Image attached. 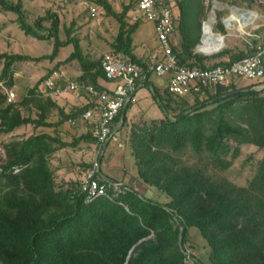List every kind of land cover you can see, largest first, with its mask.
I'll use <instances>...</instances> for the list:
<instances>
[{"label":"trees","instance_id":"1","mask_svg":"<svg viewBox=\"0 0 264 264\" xmlns=\"http://www.w3.org/2000/svg\"><path fill=\"white\" fill-rule=\"evenodd\" d=\"M247 1L249 7L253 5V0ZM95 3L119 23L112 51L146 67L147 62L134 54L133 34L140 22L130 25L126 21L133 1L129 0L120 13L107 0ZM231 3L236 5L235 1ZM175 4L179 41L172 50L180 65L206 69L229 65L252 54L249 47L245 52L226 49L211 56H227L226 62L207 65L208 58L195 48L210 5L204 0H175ZM0 11L15 14L25 35L53 39L49 55L1 53L0 82L4 87L13 86L19 64L54 60L60 48L73 44L74 51L41 79L61 64L77 61L81 71L77 80L103 90L96 84L97 78H104L101 59L83 55L78 38L69 33L66 40H60L56 14H47L30 25L24 18L22 0L15 4L0 0ZM43 23L49 24L47 29ZM217 28L224 34L220 23ZM260 84L264 80H254L244 87H236L234 82L212 86L202 97L193 96L192 103L167 89L161 95L154 90L164 117L131 124L123 141L130 149L138 182L165 194L168 199L164 203L145 197L134 187L116 199L99 197L89 203L79 190L80 182H68L57 189L51 157L81 142L96 145L89 133L64 142L47 130H34L27 137L3 143L0 264H264V153L245 187L225 178L214 179L209 172L210 168L225 171L231 167L243 145L264 149V89H254ZM130 105L124 116L118 114L116 124L122 126L126 121ZM29 106L41 109L37 119L22 115L21 109ZM53 106L52 99L38 98L32 89L8 104L0 87V133L7 136L26 125H49L45 118ZM87 107L61 120L78 119ZM187 153L197 160L187 162ZM192 227L198 229L209 249L207 263L188 252Z\"/></svg>","mask_w":264,"mask_h":264},{"label":"rangeland","instance_id":"2","mask_svg":"<svg viewBox=\"0 0 264 264\" xmlns=\"http://www.w3.org/2000/svg\"><path fill=\"white\" fill-rule=\"evenodd\" d=\"M13 4L17 0H9ZM82 1H92L96 8V17H90L87 14ZM120 0L110 1L114 5L115 11H121L119 5ZM127 2V0H121ZM175 1V0H174ZM235 1L236 5H232L231 2ZM206 5H210L206 19L214 17L215 21L212 24V28L215 26L212 32L218 34L220 31L217 28V24L220 23L224 28L223 20H225V25L229 27L233 24V29L224 31V34L219 33L224 39V45L221 47L217 53L223 50L230 49L231 52H238V49L245 48L247 50L248 44L246 41L250 37L247 35L251 32L254 26L247 25L242 29H237L240 23H236L234 20V14L232 13L235 6L238 8L249 7L247 0H204ZM22 7L24 12L25 21L34 25L35 21L44 17L47 14L54 13L58 18V37L60 40H66L67 33L70 36H75L78 38L81 51L83 55H87L92 60H99L104 55L112 52V43L117 34L119 23L112 16H107L103 8L95 3V0H75L71 3H65L63 0H22ZM228 16H232L229 18ZM228 17V19H227ZM126 21L128 24H134L139 21L138 29L133 34L134 43V54L146 61H150L152 54L160 55L159 46L155 38L154 26L151 21L145 20L141 17V12L133 10L131 8L130 12H127ZM231 21V24L230 22ZM260 22L259 24H263ZM257 24V23H256ZM44 28H48V23H43ZM238 26V27H237ZM264 27L259 29V33L264 35ZM42 34H47L43 31ZM216 34V35H217ZM172 36V43L178 41L177 32ZM249 38V39H248ZM200 45V44H199ZM53 39L37 40L31 36L25 35L19 28L16 22V15L11 12L0 11V54H21L30 57H41L49 55L52 51ZM74 51L73 44L62 47L59 50L58 56L54 60L43 59L39 62H24L18 65L20 70L24 71L26 74L30 73L33 79L30 81L31 84L24 85L22 82L16 84V87H8L6 89L13 90L16 94V100L23 95L27 89H31L35 82H38L42 76H44L49 69H52L58 62H63L72 52ZM197 53L202 54L208 59L205 61L207 65H211L217 62H226L228 57L222 58H212L214 54L203 53L197 51ZM215 53V54H217ZM3 64L0 62V72L2 70ZM59 69L63 72L64 77L67 79L77 80L74 76L75 72L80 70L77 61H73L68 65L61 64ZM36 80V81H35ZM35 81V82H34ZM151 82L157 89H162L166 85V76H156L151 75ZM248 79H239L234 83L236 87H244L251 83ZM167 86V85H166ZM189 102L192 103L193 96H186ZM135 102H133L128 110L127 115L134 114L138 119L136 123H143V121L149 122L153 119H160L164 117V112L160 106L158 99L155 97L154 92L149 87H141L135 94ZM140 119V120H139ZM34 130H16L14 133L3 136V141L8 142L12 139L27 137ZM68 142L71 141L70 135L66 138ZM79 148L66 147L59 150L58 157H51V169L55 177V186L57 189L65 187L68 182H75L76 184L81 182L85 176L80 170V164L88 165L92 163L95 151L93 147L88 144H82ZM108 148L115 147L116 152L120 155H124V168L129 175H134L136 170L134 167V160L131 156L129 147L124 143L122 148H118L115 142L108 144ZM264 153V149H258L252 145H243L241 147L240 155L237 159L233 161L231 167L225 171L216 170L210 168V174L214 179L225 178L227 181L235 184L239 187L247 186L249 180L254 175L256 165L261 159ZM107 151H105L104 156L101 160V170L104 171V163ZM187 162L194 163L197 158L191 156L187 153L184 156ZM61 166L68 167V173L61 174L60 171L64 168ZM145 197L158 201L159 203H164L168 197L157 191L155 188L146 187V191L143 194ZM188 252L193 254L194 257L198 258L202 263H207L209 249L206 245L205 240L200 236L197 228L192 227L189 230L188 242H187ZM192 264V263H189Z\"/></svg>","mask_w":264,"mask_h":264},{"label":"built area","instance_id":"3","mask_svg":"<svg viewBox=\"0 0 264 264\" xmlns=\"http://www.w3.org/2000/svg\"><path fill=\"white\" fill-rule=\"evenodd\" d=\"M71 3L75 0H63ZM134 10L141 12V17L151 21L154 26L160 55L154 54L152 62L146 67L135 63L130 56L110 52L100 60L104 79L113 82L112 91H104L78 80H66L53 70L45 78L40 79L31 89L36 97L54 99L64 94H84L88 98V107L80 115L79 120L69 118L66 123L77 127L81 123L84 132L96 140V152L91 167L80 182L79 190L89 203L99 197L116 199L119 195L130 190V186L120 180H110L103 177L98 162L106 145L115 142L118 148L123 147V138L115 119L128 105L135 102L138 89L144 86L149 75L168 76L166 89L176 97H202L212 86H227L239 79L264 80V35L256 36L257 44L249 48L252 54L229 65H219L212 68L200 69L180 65L172 50V36L176 32L174 0H132ZM255 5L264 12V0H253ZM89 16L95 17L94 6L85 3ZM236 23L246 22L252 25L260 18L256 12L235 9ZM225 20L223 23L225 24ZM264 20V19H263ZM239 25V24H238ZM264 27V24H263ZM264 33V32H263ZM202 47V46H200ZM0 87L6 94V102L13 103L16 94L7 90L0 82ZM264 89V84L254 87ZM1 124V118H0ZM3 134L0 133V158L4 157Z\"/></svg>","mask_w":264,"mask_h":264},{"label":"crops","instance_id":"4","mask_svg":"<svg viewBox=\"0 0 264 264\" xmlns=\"http://www.w3.org/2000/svg\"><path fill=\"white\" fill-rule=\"evenodd\" d=\"M110 1H113V0H107L109 5L111 6V8L114 10V7H113L114 5ZM128 2H129V0H127V2H125V3H124V1L120 0L119 1V5H120L121 8H123V6L128 4ZM85 3L90 4V5L94 6V7H95V5H94V3H92V1H82V4L84 5V8L87 11V14L89 15V12H88V9L85 6ZM231 7L234 10V12L232 11L233 14L236 13L235 9H243V10H246V11L256 12L257 15L260 17L257 20H255L252 25L249 24L250 26H254V28L251 30L250 33L247 34L250 37V39L249 38L248 39L249 40L252 39L251 41H246L247 44H248V47H250L252 45H256L257 44L256 36H263V35H261L259 33V29L261 27H263L264 23L262 25L259 24V23L260 22H264V20H263L264 19V12H262V10H259V8L257 7V5H255L254 2H253L252 6L246 7V8H244V7L238 8V7H235V6H231ZM130 10H129V12H130ZM133 10H134V7H133ZM115 12L116 13H120L121 11H115ZM174 12H175V15H176V13H177L176 7L174 9ZM234 16H235V14H234ZM95 17H96V15H95ZM228 17L232 18V16H228ZM228 17H227V19H228ZM207 21H208V19L203 21L202 24L203 23L205 24ZM229 22L231 24V21H229ZM214 28H215V26L212 28V25H211V30L212 29L214 30ZM233 28H234L233 24H231L229 27H227L224 24V31L229 30V29L232 30ZM240 28L242 29L243 26H240L237 29H240ZM177 37H178V34H177ZM201 37H202V34H201ZM178 41H179V37H178ZM178 41H174L173 44L174 45L177 44ZM199 44L200 45H197L196 48L197 49L199 48V51H200V48H201L200 46L204 45L203 38H202V42H201V38H200V43ZM196 48H195V51L197 52ZM238 51L245 52V48L243 47V49H238ZM153 55L154 54H152V56ZM151 57H150V61H148V62H147V60L145 61V62H147V64L152 62ZM68 64L69 63H67L65 65H68ZM55 70L58 71L62 75V77L64 79H66L64 77L63 72L59 69V67L57 69H55ZM80 75H81V71L79 70V71L75 72L74 76L77 78ZM166 78H167V82H168V76H166ZM32 79H33L32 74H30V73L26 74L24 71L20 70V67H17L16 71L13 74V86L12 87H16V84H18L19 82H22L24 85L27 86V85L31 84L30 81ZM67 80H72V79H67ZM36 83L37 82H35L33 84V86ZM96 84L100 88H102L103 90H106V91H112V89L114 87L113 82L107 81L103 77L97 78ZM166 85H164V87L159 90V89H157L156 87H154L152 85L151 77H150L148 82L144 84V87H149L152 90V92H154V90H155V91H157V93L159 95H161L163 93V90L166 89ZM52 103H54V106L50 109V112L48 113V115L45 118V123L49 124V125H47V126L46 125L45 126H36V127H33L31 125H26V126L20 127L18 130H29V129L37 130V131L47 130L48 132H50V134H53L54 136H56L57 138L63 140L64 142H68V140L66 138H68L69 135H70V138H71V141H72V139L78 138L79 136L86 134V132H84L83 127H82V125H81V123L79 121H78V126L77 127H71V126H69L66 123V120L65 121L61 120L63 118V116H66V115L70 114L71 112L75 111L78 108H82V107L86 106L87 103H88V98H87L86 95L81 94V93L80 94H72V93L64 94V95H61V96H59L57 98L52 99ZM21 113L25 117L30 116L32 119H37L38 115L41 113V109H38V108H36L34 106H29V107L22 108L21 109ZM125 116H126V121L123 123V125L121 126V123L118 124V126H119V128L121 130L123 139L125 137H127L128 130H130L131 124L136 123L135 121L138 119L137 117H135L134 114L133 115L132 114L127 115V111H126ZM78 120H79V117H78ZM124 143H125V141H123V144ZM82 144L91 145L93 147V150L96 152L95 144H90V143H86V142H81L75 148L82 147L83 146ZM108 146L109 145L105 146V148H104V150L102 152V155L100 156V158L98 160V162L100 164L99 165L100 166V172L103 175V177L108 178L110 180L123 181L124 183H126L130 187H134V188L139 189V191H141L142 194H144V192L146 191V188L144 186H142L138 182L136 172H135L134 175H129L125 170H121L120 171V168H124L123 167V164H124V161H125L124 160V155H120V153H115L116 152L115 147L108 148ZM105 151H107L106 158L104 159L105 160V163H104L105 170L102 171L101 170V160H102V156H104L103 154H105ZM57 152L55 154H53L54 157H58L57 156L58 155ZM94 157H95V154H94ZM93 160H94V158H93ZM93 160H92V162H93ZM51 162H53V161L50 160V166H51ZM91 164H88V165L80 164V168H81L80 170L81 171L83 170L82 171L83 174H85L87 172V170L91 167ZM61 167L64 168V169H62L60 171V173L62 175L69 172L68 171V167H66V166H61Z\"/></svg>","mask_w":264,"mask_h":264},{"label":"bare ground","instance_id":"5","mask_svg":"<svg viewBox=\"0 0 264 264\" xmlns=\"http://www.w3.org/2000/svg\"><path fill=\"white\" fill-rule=\"evenodd\" d=\"M234 12V10H233ZM235 14V13H234ZM214 17L209 18L208 21L204 24V37L203 43L204 45L200 48V51H204L205 53H210L213 51L219 50L224 45V40L221 35L213 34L211 30V25L214 23ZM240 26H245L246 22H240ZM239 26V27H240Z\"/></svg>","mask_w":264,"mask_h":264},{"label":"water","instance_id":"6","mask_svg":"<svg viewBox=\"0 0 264 264\" xmlns=\"http://www.w3.org/2000/svg\"><path fill=\"white\" fill-rule=\"evenodd\" d=\"M203 36H204V23L202 24V37H201V42H202V38H203ZM196 49H197V48H196ZM197 51H199V48L197 49ZM200 52L205 53L204 51H200ZM216 52H218V50H217V51L210 52V53H208V54H214V53H216ZM124 113H125V108L122 110V116H124Z\"/></svg>","mask_w":264,"mask_h":264}]
</instances>
